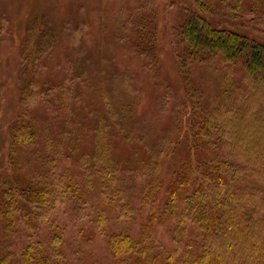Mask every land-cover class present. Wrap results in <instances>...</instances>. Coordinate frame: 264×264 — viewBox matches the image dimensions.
<instances>
[{"label":"trees","instance_id":"1","mask_svg":"<svg viewBox=\"0 0 264 264\" xmlns=\"http://www.w3.org/2000/svg\"><path fill=\"white\" fill-rule=\"evenodd\" d=\"M163 3L185 12L173 52L178 87L165 80L158 101L169 125L143 115L129 69L97 68L93 88L82 40L74 70L43 81L57 33L44 15L29 22L23 108L0 131V264H264V131L255 130L264 104L251 102L264 87V43L241 30L248 6L264 14V0ZM153 6L123 8L117 34L158 83ZM211 62L219 88L205 101L192 69ZM237 116L255 131H234ZM61 212L86 225L67 236ZM164 223L173 248L159 238ZM95 238L102 256L87 248Z\"/></svg>","mask_w":264,"mask_h":264},{"label":"rangeland","instance_id":"2","mask_svg":"<svg viewBox=\"0 0 264 264\" xmlns=\"http://www.w3.org/2000/svg\"><path fill=\"white\" fill-rule=\"evenodd\" d=\"M141 1L149 4L153 1L158 9L156 47L162 67V77L158 83H155L145 61L137 57L126 42L118 39L117 23L121 10L123 8L132 10ZM245 11V19H252V21L241 30L264 43V14L255 10V14L250 12L249 6ZM41 15L48 18L57 33V44L44 60L45 67L41 71L43 81L54 84L57 82L55 80L67 74L70 69L74 70V60L79 55L77 50L82 40L93 59V65L91 62L87 65L90 70L94 71L93 88L97 84V68L104 69L108 75L117 69H129L137 76L142 87L140 109L143 115L163 125L170 124L169 121L167 122V117L161 115L158 101L160 91L166 87L165 80L171 82L172 85L177 82L175 87H178L174 53L177 50V29L185 16L184 10L180 7H166L163 0H0V131H10L13 121L22 111L23 107L19 102L20 83L18 80L22 66L21 44L29 22ZM81 36L84 38L81 39ZM212 68L213 63L211 62L192 69L193 81L204 93L205 101L216 95L219 88L217 74ZM239 80L237 76L236 81ZM255 93L257 97H253L251 102L262 101L264 104V87L258 86ZM179 94L182 95L181 92ZM96 97L93 91L88 97V102L96 103ZM88 113L87 109L84 117H89ZM41 117L44 118V116ZM263 117L264 115L261 116ZM231 120L235 126L234 131L249 133L255 130L264 131V125H259L255 129L247 121L248 119L240 118V116L232 117ZM72 214L74 212L68 214L61 212L57 215L58 220L61 219L60 222L67 227V236L76 231L78 227L86 225L84 220L76 223ZM89 217H92L91 213L88 214L87 218ZM167 231L168 223L157 228L163 244L168 248H173L175 243ZM87 248H92L99 256L105 253L100 238H95L93 244Z\"/></svg>","mask_w":264,"mask_h":264}]
</instances>
